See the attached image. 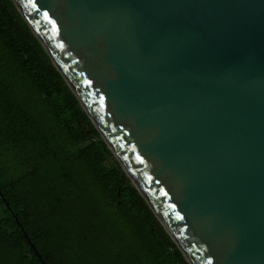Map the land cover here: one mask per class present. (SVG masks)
<instances>
[{
	"label": "water",
	"instance_id": "1",
	"mask_svg": "<svg viewBox=\"0 0 264 264\" xmlns=\"http://www.w3.org/2000/svg\"><path fill=\"white\" fill-rule=\"evenodd\" d=\"M11 1L185 261L264 264V0Z\"/></svg>",
	"mask_w": 264,
	"mask_h": 264
},
{
	"label": "trees",
	"instance_id": "2",
	"mask_svg": "<svg viewBox=\"0 0 264 264\" xmlns=\"http://www.w3.org/2000/svg\"><path fill=\"white\" fill-rule=\"evenodd\" d=\"M0 191L45 264H188L11 0H0ZM0 264H41L1 198Z\"/></svg>",
	"mask_w": 264,
	"mask_h": 264
}]
</instances>
